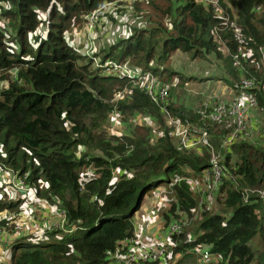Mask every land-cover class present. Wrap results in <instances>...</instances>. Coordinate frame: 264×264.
<instances>
[{
    "label": "trees",
    "instance_id": "16d2710c",
    "mask_svg": "<svg viewBox=\"0 0 264 264\" xmlns=\"http://www.w3.org/2000/svg\"><path fill=\"white\" fill-rule=\"evenodd\" d=\"M103 1L0 0V18L12 29L7 36L0 21V162L18 176L26 174L25 182L35 187L36 195L65 215L63 227L44 229L58 239L27 242L20 236L13 243L20 250H12L2 264H108L114 253L126 250L123 241L133 235L134 213L160 181L173 194L164 219L175 210L191 214L197 205L189 180L201 179L209 164L208 148L176 144L162 108L135 77L94 65L65 37ZM220 3L227 23L200 0H138L131 5L134 14L151 23L133 25L97 52L100 60L111 57L141 73L159 74L170 89L166 103L171 112L206 127L221 152L226 170L215 193L220 209L202 211L190 237L185 231L171 237L172 255L180 253L175 264L194 255L196 246L222 255L205 264H253L251 240L264 229L263 205L244 201L241 193L243 187H264V146L242 137L221 147L233 126L229 118L201 120V105L187 108L170 99L173 87L184 83L171 66L172 54L180 49L193 57L212 54L220 59L223 79L233 90L242 77L253 78L255 108L264 113V0ZM42 21L45 33H36ZM235 59L239 65L233 64ZM120 89L124 97L110 101ZM114 112L121 121L129 120L127 132L108 133ZM136 116L155 125L135 121ZM16 203L0 197V209H13ZM161 256L136 264H162Z\"/></svg>",
    "mask_w": 264,
    "mask_h": 264
},
{
    "label": "built area",
    "instance_id": "2783aa9c",
    "mask_svg": "<svg viewBox=\"0 0 264 264\" xmlns=\"http://www.w3.org/2000/svg\"><path fill=\"white\" fill-rule=\"evenodd\" d=\"M138 0H104L97 5L87 15V27H86V45L84 54H86L93 61L94 65H103L108 71L118 74L126 75L129 77H135V82H139L143 85L145 93L149 98L162 108V113L165 122L170 126V133L175 141L182 148L192 149L199 147L200 145L206 146L209 150L208 166L204 169L201 179H192V187L197 193H201L203 198L197 200L196 207L192 210L191 214L182 212L183 218H174L168 223L163 237H145L142 232V223L139 226H135L133 235L123 241V245L126 250L123 252H116L112 255V259L108 264H136L141 260L154 259L161 255L166 240H170L175 234L182 232L183 226L187 220L194 218L200 210L208 209L213 199L215 201V193L222 180V174L226 170V167L222 163V155L220 150H217L212 143L210 134L206 127L196 126L189 122L183 121L179 114H173L168 107L167 98L169 96V87L163 83L159 74L151 72L141 73L139 68H132L125 62H119L111 57H106L100 60V55L95 53L97 44H93L92 33L95 27V21L104 12L113 9H124V7L131 5ZM205 3L211 4L218 15L225 18L224 23L228 22V17L223 15V8L221 7L220 0H200ZM217 30V27H215ZM128 34V33H127ZM234 65H239V60L233 61ZM255 85L254 79L251 77H242L240 79L238 87L233 91V95L228 100L220 98H206L199 108V114L201 120L209 119L211 121H221L227 117L232 122V129L228 132L227 136L222 140V146H228L234 141L242 138L245 131V121L249 110L257 105L256 93L253 91ZM124 97V89L116 90L113 93L110 101H117ZM115 113V112H114ZM113 113V114H114ZM112 114V115H113ZM4 168V165L0 162V170ZM87 174H91L90 167L86 169ZM10 185L15 190H21L23 192H32L36 198H40L36 195V189L33 185L27 184L25 181L26 174L18 176L13 171H10ZM83 177L84 174H83ZM235 181V178L232 177ZM160 191L156 194L158 195ZM244 201H259L264 207V187H243L241 190ZM44 200L48 205H52L62 215L61 219L54 222V227H63L65 222V215L63 211H60L55 205L48 203L47 199ZM199 209V210H198ZM151 210L143 217V221L150 214ZM202 212V211H201ZM2 225H0V232ZM195 251L202 254L203 258H221L220 253H212L207 247L196 246ZM0 264L2 261L0 260Z\"/></svg>",
    "mask_w": 264,
    "mask_h": 264
},
{
    "label": "rangeland",
    "instance_id": "374dc122",
    "mask_svg": "<svg viewBox=\"0 0 264 264\" xmlns=\"http://www.w3.org/2000/svg\"><path fill=\"white\" fill-rule=\"evenodd\" d=\"M226 4L233 10L231 4L226 1ZM45 12L40 11V16L41 18H45ZM87 15L83 16V19H80L76 24L71 26L66 32H65V37L66 39L74 45L76 48H78L82 53H84L85 45H86V27H87ZM113 15V16H111ZM1 23L4 25V31L6 32L5 34L8 36L9 32H12V29L10 27V24L8 20L4 18H0ZM98 21V22H97ZM146 23H151V22H146L142 19H140L138 16H136L132 10L130 9L129 6L124 7L122 11H117L115 9L112 10L110 13H103L102 15L99 16V18L95 21V27L94 31L92 33V39H93V44L96 45V50L95 53H97L100 49V46L105 44V47L109 45L110 42L114 38H117L119 35H126L132 30L133 25L139 24V25H149ZM46 26H44V22L42 21L36 30V33H45ZM30 37H33L31 35L32 33H29ZM12 47L16 48L17 43L12 42ZM186 53V52H185ZM102 56V54H100ZM187 55V54H186ZM192 56V55H191ZM193 57V56H192ZM184 56L183 59L181 60V63H174V68H176L181 72L187 73L189 71L193 72V69L191 68L190 65H188L187 59ZM198 60V64H201L204 62L201 57H195ZM214 58V56H213ZM215 59V58H214ZM218 59H215L214 62L209 60L208 62H204L205 65L203 68L208 71L206 68H209L212 72H217L218 66H220V63H218ZM221 62V61H219ZM222 64V63H221ZM108 71V69H106ZM182 74V73H181ZM176 81H178L177 77L173 78L172 83L174 84ZM184 84V83H183ZM182 84V85H183ZM182 85H175L173 88L172 94H175V96H179L180 98L182 97V94L185 93V90H183ZM170 92V89H169ZM177 94V95H176ZM206 99V98H205ZM204 99L200 101L198 105H202ZM178 105H183V104H178ZM257 112L255 114L254 119H249L246 117L245 121V131L243 133V138L247 141H254V142H259L261 145L264 146V113L260 112L256 108H254ZM252 110V109H251ZM250 110V111H251ZM135 121H141L144 122L146 121L147 123L150 122L151 124H154V122H151L147 120L146 118H143L141 116H136L134 117ZM128 121H121L115 112L109 122V128H108V133H114V134H121L125 133L128 131ZM145 123V122H144ZM109 133V134H110ZM3 171L1 174H5L7 177V180H9V174L10 171H12L11 168L9 167H4L2 169ZM117 174V173H116ZM83 176V173H82ZM43 185H46L44 181H41ZM40 183V185H41ZM8 184V183H7ZM9 185V184H8ZM44 187V186H43ZM156 188H159L157 191H160L158 195ZM34 190L32 192H22L18 193L17 191L8 188L6 191H3V196L10 197V199L17 201L15 208L9 209L7 208V212L12 215L10 216L12 219L10 223V248L6 249L5 248V242L1 240L0 238V258L1 260L3 259H9V256L11 255L12 250H20L19 248H15L13 246V243L16 242L15 240L19 238L20 236H24L22 239L27 242H46V241H51V240H56L58 239L57 234H47L44 233L42 230V227L46 225L45 221L42 219V217L38 216V211L43 209L40 207V205L36 204L37 200L35 199L34 195ZM197 193V192H196ZM198 197L197 199L199 200L200 198H203V195L201 193H197ZM155 196L154 202L151 204V200H153V196ZM173 196L172 191L170 189V186L166 185V182L160 181L152 187L148 193L145 194L144 200L142 201L141 205L139 208L135 211L134 213V218H137L138 215L144 214L147 208L144 210L143 209V204L150 200V204H148V211L151 210L150 215L148 217V222H151V227H154L153 233L149 232L147 234L153 235L156 237H163V234L166 230V227L168 223L171 221V219L174 218H183V215L181 211L175 210L172 214H170L169 219L166 220L164 219L163 212L167 211V209L170 206L171 202V197ZM44 199H47L45 197H41ZM48 203L49 200L47 199ZM213 210L217 211L220 209L219 203L217 200L212 201V203L209 205L208 209L204 210ZM3 210V209H1ZM142 210V211H141ZM199 210V209H198ZM141 211V212H140ZM200 210L197 215L190 219L187 217L188 222L186 221L182 231L186 232V237H190L192 235V231L195 228V221L200 217L201 215ZM146 216V214L144 215ZM147 217L144 221L147 220ZM262 221L264 222V212H263V218ZM1 225V223H0ZM155 225V226H154ZM46 228H55L53 224H50L48 226H45L44 229ZM39 229V230H38ZM2 235H6L3 233ZM30 235V236H29ZM7 236V235H6ZM36 236V239H33L32 237ZM18 243V242H16ZM174 241L173 240H166L164 244V248L162 250V259L163 263L162 264H175L177 258L179 257L180 253H176L174 256L171 253V249L169 246L173 245ZM252 248L254 251V259H253V264H264V229L262 231V234H257L253 237L251 240ZM10 254V255H9ZM209 259L203 258L202 254L198 251H195L194 255L190 257H186L185 260L183 261V264H205Z\"/></svg>",
    "mask_w": 264,
    "mask_h": 264
},
{
    "label": "crops",
    "instance_id": "0c3cea01",
    "mask_svg": "<svg viewBox=\"0 0 264 264\" xmlns=\"http://www.w3.org/2000/svg\"><path fill=\"white\" fill-rule=\"evenodd\" d=\"M186 52V53H185ZM187 54V55H186ZM186 57L185 59H187L188 61V65L191 66V68L193 69L192 71H189L187 73L181 72V75H183L184 77V84L182 85L183 90H185V93L182 94V97L180 98L179 96H175V94L171 93V102H173V105H178V104H183V106L187 107V108H191V107H196L198 106V104L200 103V101L202 99L205 98H220L223 100H228L231 98V96L233 95V87L223 78H226L225 76V72L224 69L222 68V64L220 59L216 58L214 55L212 54H208L204 60V62H208L209 60H211L212 62L215 61V59H218V63H220V66H218L217 68V72H212L209 68H206L208 71H206L203 66L205 65L204 62H202L201 64H198V60L195 57H192L187 51H183L180 49H177L171 57V66L174 68V63H181L180 59H183V57ZM214 56V58H213ZM264 62V60H263ZM175 70H177L176 68H174ZM178 71V70H177ZM177 77V76H175ZM215 77V78H213ZM177 95V94H176ZM255 107L251 108L247 114V118L249 119H254L255 118V114H256V110L254 109ZM3 170H0V197L3 195V191H6L8 187L6 184L9 183V180H7V177L5 176V174H1ZM5 186V187H3ZM10 186V185H9ZM159 188H156V191ZM15 190V189H13ZM18 193H22L23 191L21 190H15ZM158 192V191H157ZM156 194V193H155ZM157 195V194H156ZM154 195L152 198L153 200H151V204L152 202H154L155 200V196ZM8 199H10V197H8ZM37 200L36 204L40 205V207H42L43 209H41L40 211H38V216L42 217V219L45 221L46 225L48 226L50 224L54 225V222H57L61 219L62 215L60 214L59 211H57L52 205H48L44 200L40 199V198H36ZM150 200L146 201L143 204V209L144 208L147 210L145 211L144 214H140L138 215L137 218H134V222H135V226H139L142 223V232L144 234L145 237H151L153 235H149L147 233L151 232L153 233L154 227H151V222H148V217L146 221H143V217L144 215L148 212V204H150ZM150 204V205H151ZM141 210V211H142ZM140 211V212H141ZM8 212H7V208H4L3 210L0 209V223L2 225V230L0 232V238L1 240H3L5 242V248L9 249L10 248V223L12 221L13 218H11ZM13 217V216H12ZM9 219L6 222H2L3 219ZM42 227V230H44V227ZM155 226V225H154ZM39 230V229H38ZM3 233H5L6 235H2ZM30 236V235H29ZM33 239H37L36 236L32 237ZM10 255V254H9ZM10 258V256H9ZM1 260V258H0ZM3 263H6L9 261V259H3L1 260Z\"/></svg>",
    "mask_w": 264,
    "mask_h": 264
},
{
    "label": "water",
    "instance_id": "95a60500",
    "mask_svg": "<svg viewBox=\"0 0 264 264\" xmlns=\"http://www.w3.org/2000/svg\"><path fill=\"white\" fill-rule=\"evenodd\" d=\"M93 92V95L95 96V97H97L98 98V96H97V94H96V92L95 91H92ZM141 195V192L139 193V196Z\"/></svg>",
    "mask_w": 264,
    "mask_h": 264
}]
</instances>
